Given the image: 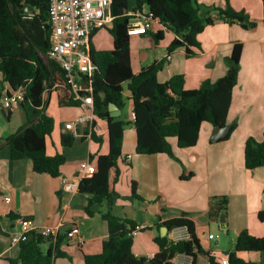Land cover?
<instances>
[{
	"label": "crops",
	"instance_id": "1",
	"mask_svg": "<svg viewBox=\"0 0 264 264\" xmlns=\"http://www.w3.org/2000/svg\"><path fill=\"white\" fill-rule=\"evenodd\" d=\"M132 2L133 6L134 1ZM197 2L203 8L225 5L224 0ZM229 2L234 9L244 10L250 20L256 22V26L244 29L238 23L217 19L198 34L200 47H193V55L188 57L184 48H177L170 53L156 76L159 82H165L173 75L182 74L186 89L197 87L204 79L215 81L226 73L225 58L231 53L233 43L241 42L238 79L232 90L227 113V123H232L234 129L229 132L228 137L212 141L214 126L203 123L198 141L193 147L179 148L176 139L171 138L172 156L166 153L138 154L135 151L136 132L130 117L131 100L126 99L129 111L128 117L123 120L128 121L130 126L123 130L120 174L113 183V189L118 194L113 210L118 216L132 219L136 225L143 226L133 234L132 250L135 255L153 256L158 250L153 240L158 234V223L174 217L179 211L188 212L195 222L196 235L206 252L198 253L196 264H209V255H213L216 261L221 256H228L234 248L235 237L242 230L264 237V220L258 216L264 210V168L249 170L244 167L245 140L253 137L257 141H264L262 0ZM157 26L154 22L151 30H155ZM100 29L101 27L90 39L97 50L100 49L97 48L94 37ZM171 35L170 38L164 37L157 45H152L150 41L149 49L140 51L138 58L133 54L131 38L136 39L143 34L131 35L130 64L133 72L137 73L154 60L164 58L167 55L166 46L173 37L172 33ZM9 90L10 86L0 74V95ZM123 95L128 96V91L124 90ZM44 96L46 104L43 110L54 122L53 131L46 139V153L54 155L62 152L66 157L60 167V174L55 177L34 172L29 159L11 158L10 147L5 139L26 124L28 118L20 102L13 104L8 110L0 106V264H9L7 259L18 256L19 246L11 244L10 235L19 230L21 218H31L37 225L58 227V234L63 237L59 248L65 252L66 257L55 258L52 264H56L57 259L72 261L75 254L79 255V264H83L84 255L101 251L102 241L108 235L107 224L101 216L105 207H97L92 215H88L85 212L87 196L78 191H64L60 181L62 177H75L80 162L90 160V155L108 153L107 121L94 114L91 121L86 120L72 129H66V122L89 113L90 108L81 104L59 106L54 89L45 92ZM117 107L120 113L115 117L122 118L123 107ZM61 134L74 137L70 146L61 144ZM90 161L95 164V159ZM189 172L192 173L191 176L187 175ZM186 175V179L181 178ZM110 179H113V172L110 173ZM132 181L136 184V192L140 198L130 197ZM223 195L229 199L225 224L219 219L208 222L206 212L210 199ZM6 197L10 198L8 202ZM158 197L164 198L167 206L160 219L155 203ZM72 225H76L79 234L83 236L82 244L66 237V231ZM216 228L228 234V238L225 240L218 233L212 236ZM204 229L209 231L208 237H205ZM166 233L173 241L188 237L185 227H176ZM74 246L78 252H73ZM42 247L45 249L47 245ZM236 255L244 264H264V250L237 251ZM179 261L190 264L191 258L177 254L173 262L179 264Z\"/></svg>",
	"mask_w": 264,
	"mask_h": 264
},
{
	"label": "trees",
	"instance_id": "2",
	"mask_svg": "<svg viewBox=\"0 0 264 264\" xmlns=\"http://www.w3.org/2000/svg\"><path fill=\"white\" fill-rule=\"evenodd\" d=\"M133 1L134 5L129 8L128 0H111L113 19L110 25L105 26L112 37L111 49L97 50L91 43L90 39L98 28L90 34L88 41L90 58L95 66L90 79L94 114L107 121L109 150L107 154L90 155V160L95 159L96 170L82 176L78 192L87 196L85 212L88 215H92L97 207H105L101 216L107 224L108 235L102 241L101 251L84 255L83 264H174L173 258L179 253L188 255L190 264H196L198 253L206 252L196 235V224L186 211H179L174 217L158 223V234L153 239L158 250L153 256L134 254L132 232L136 222L118 216L113 210L118 197L113 183L120 174L119 158L126 121L110 116L108 104L114 103L122 108L125 98L131 100L136 153L172 156L171 138L176 139L179 148L193 147L203 123L212 126L227 123L232 90L238 79L242 43H233L231 53L225 58L226 73L215 81L204 79L197 87L186 89L184 76L176 74L165 82H159L156 76L168 60L166 56L142 67L137 73L132 70L130 35L127 33L128 22L132 18L130 12L145 7L158 26L143 35H148L151 44L157 45L166 32H171L173 37L166 46L167 54L184 48L188 57L195 53L193 47H200L198 34L217 19L238 23L244 29L255 27L256 22L250 20L244 10L234 9L229 0H224L223 7L204 8L197 0ZM49 3L50 0H0V74L11 90H21L20 104L28 118L26 124L5 139L11 158L29 159L34 172L55 177L60 174L66 157L62 152L46 153V139L53 131L54 122L43 110L46 104L44 93L56 90L61 107L80 105L81 101L74 97L65 71L47 56L51 35ZM262 13L264 20V0ZM124 90L129 93L126 97ZM233 129L234 125L230 131ZM73 139L68 134L60 136L63 146H70ZM244 167L249 170L264 168V141L253 137L245 140ZM187 175L181 178L186 179ZM130 197L140 198L134 181L131 182ZM155 203L160 219L167 210L166 201L158 197ZM227 204L226 196H213L206 212L208 222L218 220L221 213L225 214ZM258 216L264 220V210ZM160 226L166 227L168 232L176 227H185L188 237L173 241L167 233L160 234ZM62 240L58 233L54 238L35 233L33 238L18 244L16 258L7 260L9 264H52L55 258L66 257L59 248ZM43 245L47 247L44 249ZM262 250L264 237L242 230L235 237L234 248L228 257L232 263L244 264L237 257V251ZM209 264L220 262L209 255Z\"/></svg>",
	"mask_w": 264,
	"mask_h": 264
},
{
	"label": "built area",
	"instance_id": "3",
	"mask_svg": "<svg viewBox=\"0 0 264 264\" xmlns=\"http://www.w3.org/2000/svg\"><path fill=\"white\" fill-rule=\"evenodd\" d=\"M110 5L111 0H50L48 17L51 24V35L47 56L65 71L74 97L81 101V105L90 108L89 113L79 115L74 120L66 122L64 124L66 129H72L78 123L93 119L94 107L90 79L95 66L90 58L88 41L90 34L95 29L111 24L113 17L110 13ZM130 14L132 18L127 27V33L130 36L144 34L147 30H151L155 21L145 7L136 9ZM169 55L167 54L166 57L169 58ZM21 100V90L5 91L0 95V106L4 110H8L13 104L21 102ZM133 116L134 111L131 109L130 117L133 118ZM95 170L94 163L88 159L83 160L78 166V174L75 177H62L60 179L62 189L68 192H77L82 176L93 173ZM9 200L10 198L6 197V201ZM19 223V230L10 235L12 245H18L27 240L31 233L53 238L58 233L57 226L37 225L28 217L21 218ZM141 228L143 226L135 225L132 233H136ZM66 237L78 244L84 242V238L79 234L76 225H72L66 231ZM219 262L220 264H237L232 263L228 256H221ZM179 264L185 263L179 261Z\"/></svg>",
	"mask_w": 264,
	"mask_h": 264
},
{
	"label": "rangeland",
	"instance_id": "4",
	"mask_svg": "<svg viewBox=\"0 0 264 264\" xmlns=\"http://www.w3.org/2000/svg\"><path fill=\"white\" fill-rule=\"evenodd\" d=\"M132 0H128V6L129 8L132 7ZM171 32H166V38H170ZM94 42L97 46L98 49L100 50H109L112 48V37L110 36V34L108 33L107 29L105 27H101V29L97 32V34L94 37ZM131 45H132V49H133V54L136 58L139 57L140 55V51H145L147 49H149L150 47V38L148 35H143V36H138L136 39L131 38ZM125 97V96H124ZM128 108H129V104L126 101V98L124 100V106H123V116L122 119H126L128 117ZM129 125V122L126 121V125L125 128H127ZM226 196V195H223ZM226 198L228 199V197L226 196ZM229 201V199H228ZM188 213V212H187ZM205 230V229H204ZM218 233L219 235L222 236L223 239H227L228 238V234H226L223 230L221 229H215L213 234H211L212 236ZM204 235L205 237L209 236V231L205 230L204 231ZM203 236V235H202ZM71 249V247H70ZM78 252L79 250L77 249V247H73V252ZM74 254V253H73ZM79 255L75 254V256L73 257L72 261H66V260H62V259H57L56 260V264H79Z\"/></svg>",
	"mask_w": 264,
	"mask_h": 264
},
{
	"label": "water",
	"instance_id": "5",
	"mask_svg": "<svg viewBox=\"0 0 264 264\" xmlns=\"http://www.w3.org/2000/svg\"><path fill=\"white\" fill-rule=\"evenodd\" d=\"M25 8L28 9L27 6H25ZM108 110H109V115L113 116V117L119 115V113H120V110H118V107L114 103L108 104ZM231 127H232V123H227L223 126H220V125L214 126L212 129L211 140L212 141H218L222 138H225L229 134ZM219 221L221 223L225 224V214L224 213L220 214ZM160 231H161V235H164L165 232L167 231V229H166V227H162ZM34 236H35V234L31 233L29 235L28 239H31Z\"/></svg>",
	"mask_w": 264,
	"mask_h": 264
}]
</instances>
